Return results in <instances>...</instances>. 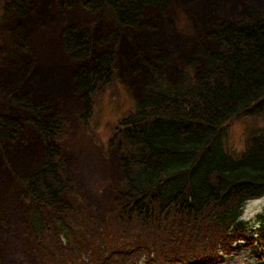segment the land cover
Listing matches in <instances>:
<instances>
[{
    "label": "trees",
    "instance_id": "16d2710c",
    "mask_svg": "<svg viewBox=\"0 0 264 264\" xmlns=\"http://www.w3.org/2000/svg\"><path fill=\"white\" fill-rule=\"evenodd\" d=\"M30 1L8 0L0 25L13 15L26 17ZM109 2L86 6L113 18L114 44L76 25L63 31L62 45L80 64L72 74L80 121L106 153L115 149L119 156L118 195L107 213L111 226L66 202L74 190L62 147L66 124L47 98L36 102L30 93L12 92L1 103L3 154L4 141L16 142L24 129L15 112L30 116L27 122L45 146L43 162L17 177L38 264H136L143 253L158 264H219V251L230 250L237 238L252 244L254 237L264 238V221L258 230L238 221L246 199L264 196V128L249 132L239 152L228 140V124L264 114V17L250 10L256 19L210 23L214 47L205 50L199 42L173 80L142 58L147 79L141 99L104 120L99 104L120 94V35L127 27L153 28L141 23L147 7L165 14L170 7L166 0ZM168 59L163 54L159 61ZM7 241L1 238L0 256Z\"/></svg>",
    "mask_w": 264,
    "mask_h": 264
},
{
    "label": "rangeland",
    "instance_id": "374dc122",
    "mask_svg": "<svg viewBox=\"0 0 264 264\" xmlns=\"http://www.w3.org/2000/svg\"><path fill=\"white\" fill-rule=\"evenodd\" d=\"M7 1L0 0V10L4 9ZM90 1L93 0H33L31 7L39 8L40 14L33 16L31 13L27 18L14 15L1 23L0 109L1 103L12 92L30 93L36 102L39 99L46 101L44 99L47 98L52 106L50 110L60 113L67 123V138L63 147L80 196L84 197L83 183L89 192L85 194L87 198L97 199L105 205L109 204L106 209H102L97 207L96 203L77 200L78 206L86 215L111 226L110 218L104 216L114 209L112 198L118 194L113 193V189L116 190L118 175L111 167L116 163V157L113 156L116 154L112 152L110 165L101 157L102 153L89 138L86 126L79 120L81 105L71 91L70 78L80 64L71 60L70 56L64 52L62 45L63 31L69 28L71 23L72 27L76 24L88 28L94 27L98 39L111 37L109 43H115L117 38L113 35L116 34L115 21L106 14V17L101 18L104 26L100 28L98 11H93L86 6ZM146 9L141 23H150L153 28L136 30L133 27V29L127 27L119 40L120 84L118 88L120 94L117 101L113 97H106L99 104L98 112L103 115L104 120L116 119L121 108L127 110L134 100L141 99L147 78L142 65L140 67L138 65L140 59L143 58L158 66L161 72L173 80L181 70L187 67L193 49L199 42L205 50L214 47L208 40L210 33L214 30L210 23H214L217 19L224 22L225 17H229L233 22L256 19L257 16L253 12L250 13V10L264 17V0H175L173 6L165 9L166 14L155 7ZM37 19L38 22L35 24ZM45 45L49 46L48 53L56 57L58 62V66L54 68L55 71L53 68H46L47 65L37 58L39 57L38 47ZM53 48H55V54L52 52ZM163 54L169 56L166 63L159 61ZM46 69H52L53 72L47 75ZM17 115L18 113L15 112V116ZM259 128H264V114L258 117H243L242 120L228 124L229 145L237 152L243 150L248 133ZM21 136L20 142L8 148L6 154L9 160L15 157L24 164L30 161L24 159L25 155L21 152L22 149H19L22 143L31 141V138L35 142L39 140L28 127H25ZM38 160L35 158L33 162L37 163ZM87 176L90 178L89 182L85 181ZM102 185H110V191H103ZM16 189H18L16 192L18 195L21 189L19 187ZM23 209L26 215L24 206ZM260 221L262 224L264 220L260 219ZM256 241H258L257 237ZM243 243L245 242L235 243L232 252L219 253V256L225 259V264H264V253L261 254L262 259L258 260L252 248L244 246ZM253 245L263 248L264 251V241ZM29 247H32L33 252L32 240H29ZM30 255L34 259V256ZM137 264L154 263L139 259Z\"/></svg>",
    "mask_w": 264,
    "mask_h": 264
},
{
    "label": "bare ground",
    "instance_id": "6f19581e",
    "mask_svg": "<svg viewBox=\"0 0 264 264\" xmlns=\"http://www.w3.org/2000/svg\"><path fill=\"white\" fill-rule=\"evenodd\" d=\"M33 0L30 1V3L27 5V11H28V15L26 17H23V16H20V17H23V18H27V17H30V14L33 13L32 15L34 16H37V14H40V9L39 8H34V7H31V3H32ZM112 1V0H111ZM167 1V5L166 6H173L174 5V2L175 0H166ZM110 4L109 0H104V5L106 7H108ZM97 13H99L98 15V26H100V28H103L102 26H104V24L102 23L103 21H101L102 19L101 18H104L106 17V14H104L102 12V10L98 11ZM20 14V12H19ZM21 15V14H20ZM112 18V17H110ZM113 19V18H112ZM38 22V19L34 22L35 24ZM123 35H120V37H122ZM96 37V35L93 36V38ZM98 38V37H96ZM49 52V48L48 47H45L43 50L39 51L38 52V56L45 62V63H49L50 65L52 66H55L57 65L58 66V62L56 61V57L50 55ZM52 52L54 54L55 50L52 49ZM98 57H97V52H93L92 55H91V61L94 63V61H97ZM138 65L139 67L142 65V68L146 70V66L145 64L143 63V61L140 59L139 62H138ZM15 114V113H14ZM16 118H18L21 122H22V126L24 127H30V123L27 122V120L30 119V116L27 114V113H21V112H18V115L16 116ZM33 139H31L30 142H32ZM107 246V245H106ZM109 247V246H108Z\"/></svg>",
    "mask_w": 264,
    "mask_h": 264
},
{
    "label": "clouds",
    "instance_id": "9594fccd",
    "mask_svg": "<svg viewBox=\"0 0 264 264\" xmlns=\"http://www.w3.org/2000/svg\"><path fill=\"white\" fill-rule=\"evenodd\" d=\"M261 216H264V196L252 197L243 202L238 221L255 229L261 226Z\"/></svg>",
    "mask_w": 264,
    "mask_h": 264
}]
</instances>
